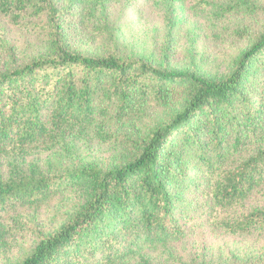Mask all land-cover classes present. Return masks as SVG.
<instances>
[{
  "label": "trees",
  "instance_id": "16d2710c",
  "mask_svg": "<svg viewBox=\"0 0 264 264\" xmlns=\"http://www.w3.org/2000/svg\"><path fill=\"white\" fill-rule=\"evenodd\" d=\"M98 1L103 7L106 0ZM185 1L170 0L169 6L164 2V8L171 9L165 17L170 20L173 16L172 4ZM190 1L199 9L212 5V0ZM236 1L253 9L257 0ZM229 10L233 8L225 11ZM0 17L14 27H23L28 17H44L58 34L62 16L54 0H0ZM111 41L110 52L91 56L57 40L51 53L0 72V218L11 217L22 227L17 223L18 210H39L60 188L75 181H83L88 191L83 204L59 228L39 239L19 264H152L143 252L145 246L166 248L185 232V224L173 215L172 203L179 197L169 190L166 178L175 186L186 184L190 190H200L197 177L183 183L187 181L186 168L178 165L179 172L171 174L170 164L197 156L207 171L200 191L207 198L205 221L231 237L264 232V204L248 208L251 199L264 191V147L230 167L215 164L223 163L224 147L236 150L242 140L264 131V71L252 75L249 85L242 84L251 64L264 56V28L222 77H207L193 70H161L146 59L116 50L112 36ZM259 66L264 68V59ZM184 84L189 88L181 107L135 143L120 164L105 170L84 165L70 174L37 164V155L62 145L70 133L94 123L95 97L106 98L116 110L115 118L121 119L150 94L160 100L166 89ZM255 90L260 94L253 101L251 92ZM96 127V137L110 139L100 131L101 126ZM190 127L193 132H206L207 128V143L212 148L205 146L197 153L195 149L189 157L176 159L181 158L177 157L182 153L180 146L189 144L185 141L192 137ZM228 128L235 130L230 146L231 135L225 134ZM173 141L172 148L163 152V146ZM210 150L216 152L215 163L209 160ZM29 157L34 160L26 165ZM186 205L183 214L189 217L193 208ZM197 214L198 208L193 217ZM7 245L0 230V249Z\"/></svg>",
  "mask_w": 264,
  "mask_h": 264
},
{
  "label": "rangeland",
  "instance_id": "374dc122",
  "mask_svg": "<svg viewBox=\"0 0 264 264\" xmlns=\"http://www.w3.org/2000/svg\"><path fill=\"white\" fill-rule=\"evenodd\" d=\"M54 1L62 16L58 34L53 32L44 17H28L23 27H14L0 17V72L22 67L34 58L51 53L57 40L86 55H106L113 48L112 36L117 42L116 50L146 59L161 70H193L207 77H222L230 72L234 59L249 46L254 35L264 28V0L255 1V7H246L247 10L236 0H212V5L204 9L196 8L188 0L183 4H172L173 16L170 15V20L165 13L171 12V9L166 10L163 6L164 2L169 6L170 0H106L103 7L99 6L98 0ZM227 7L233 10L225 11ZM263 59L264 56L259 55L251 64L247 79L242 84L249 85L252 75L258 76L264 71L259 66ZM188 88L184 84L166 89L160 100L150 94L121 119L115 118L116 110L99 95L94 101V123L83 131L70 133L62 145L37 155L36 162L42 169L56 168L65 174L84 165L102 170L114 167L129 157L135 143L144 140L155 126L166 121L181 107ZM259 94V90L251 92L253 101ZM96 125L110 136L109 140L102 141L96 137ZM189 129L192 137L185 141L189 144L180 146L182 153L177 157L181 158L176 159H185L195 149L197 153L203 147L207 146L208 150L211 146L207 143L210 141L207 128L206 132H193V127ZM234 131L231 128L225 130L226 135H231L229 146L235 138ZM178 139L182 142L184 137ZM174 143L165 144L163 152L168 147L171 149ZM261 147H264V131H257L255 137L248 136L238 143L236 150L224 147L223 163L214 160L217 156L214 150L207 153L217 167H230ZM31 160L34 159L26 158V165ZM178 165L186 168L184 176L187 181L183 183L189 184L193 182V177H197L200 190H190L186 184L175 186L169 177L166 178L169 190L179 197L172 203L173 215L185 224V232L180 239L169 242L166 248L150 249L145 246L143 252L149 256L151 263L264 264V232L257 230L248 236L231 237L205 221L207 198L201 195L204 187L201 184L205 183L207 175L204 162L197 156L170 164L171 174L179 172ZM87 194L83 181L65 185L39 210H18L17 223H22V227L15 224L11 217L2 216L0 230L8 245L0 249V264H19L39 239L59 228L83 204ZM186 204L193 208L189 217L183 214ZM263 204L264 191L251 199L248 208ZM197 208L198 214L193 217Z\"/></svg>",
  "mask_w": 264,
  "mask_h": 264
}]
</instances>
